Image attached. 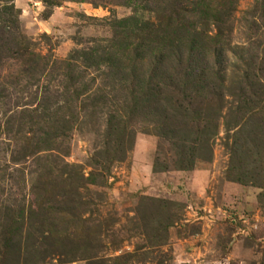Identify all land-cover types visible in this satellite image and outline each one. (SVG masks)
Listing matches in <instances>:
<instances>
[{"label":"rangeland","instance_id":"rangeland-1","mask_svg":"<svg viewBox=\"0 0 264 264\" xmlns=\"http://www.w3.org/2000/svg\"><path fill=\"white\" fill-rule=\"evenodd\" d=\"M56 1L0 0V264H264V0Z\"/></svg>","mask_w":264,"mask_h":264},{"label":"trees","instance_id":"trees-1","mask_svg":"<svg viewBox=\"0 0 264 264\" xmlns=\"http://www.w3.org/2000/svg\"><path fill=\"white\" fill-rule=\"evenodd\" d=\"M43 1L47 5L56 4V2H57L56 0H43ZM86 1L92 2L94 4L97 1H99L101 4H104V3H111V2H115V1H120V2L125 1L126 2L129 0H97V1L86 0ZM177 1L179 3V0H177ZM10 7L11 6L4 5L2 8H0V18L4 14V16L2 17V21L0 22V68L8 60L15 58V57H19V56L22 57V54L27 53L26 49L22 48V44H23L22 40L24 39V37L22 36V34H20V32H18L17 22L13 18L11 19L9 16V15H13L12 7H11V10H10ZM262 16L263 15H261V17ZM176 34H178V33H176ZM170 52H171V54H173L176 61L180 63V59L182 57L181 50L177 49V54H175V52H173V49ZM161 59H162V55L160 57H158V66L161 63ZM189 61L191 62V60H189ZM34 64H36V63H34ZM30 65H33V63H30ZM174 65L177 66V63L174 62ZM24 71L32 72L33 69H31V70L24 69ZM196 91H197V89H196ZM50 235L52 236V237H50V239L57 243L58 238L53 236V234H51V233H50Z\"/></svg>","mask_w":264,"mask_h":264}]
</instances>
